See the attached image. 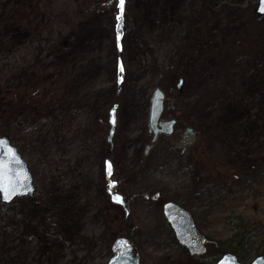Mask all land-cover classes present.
I'll list each match as a JSON object with an SVG mask.
<instances>
[{"label":"rangeland","instance_id":"374dc122","mask_svg":"<svg viewBox=\"0 0 264 264\" xmlns=\"http://www.w3.org/2000/svg\"><path fill=\"white\" fill-rule=\"evenodd\" d=\"M258 3L125 0L118 20V0H0V136L19 148L36 187L33 198L0 203V264H106L131 226L142 264H209L174 242L166 200L185 205L213 245L238 222L254 226L245 261L264 255ZM28 81L37 103L27 90L17 93ZM156 87L165 92V117L201 135L184 149L161 139L141 165ZM14 98L22 105L14 102L11 114ZM113 105L109 153L104 126ZM110 183L127 198L128 221L110 200Z\"/></svg>","mask_w":264,"mask_h":264},{"label":"water","instance_id":"95a60500","mask_svg":"<svg viewBox=\"0 0 264 264\" xmlns=\"http://www.w3.org/2000/svg\"><path fill=\"white\" fill-rule=\"evenodd\" d=\"M119 1V0H118ZM125 1V0H124ZM257 12L264 15V0H259ZM184 79L181 78L177 84L180 91L183 86ZM165 93L161 88H156L152 94L150 101V110L148 118V130L153 134L150 143H147L144 148L143 157L146 158L149 152L154 148L156 142L162 134H173L176 121L161 120L164 112ZM116 107L110 110V129L109 139L111 141L113 132L116 127ZM196 140V134L192 128H187L183 137L174 141L171 140L176 147L184 148L192 145ZM14 153V155H13ZM0 159L4 161L5 186L6 190L0 191L1 202L10 204L15 198L33 197L36 191L34 186L33 175L29 169L27 162L14 146L7 136L0 137ZM113 203L123 207L125 217L128 218L130 211L126 205L124 196L118 192L108 188ZM115 197H119L117 201ZM164 215L167 222L170 224L175 238L180 245L186 248L193 255H201L206 253L207 245L206 238L197 227L192 214L176 202L169 201L163 207ZM113 255L108 260L107 264H140L139 251L130 240L126 237H118L112 245ZM215 264H245L239 261L235 253H224ZM247 264H264V255L255 257Z\"/></svg>","mask_w":264,"mask_h":264},{"label":"trees","instance_id":"16d2710c","mask_svg":"<svg viewBox=\"0 0 264 264\" xmlns=\"http://www.w3.org/2000/svg\"><path fill=\"white\" fill-rule=\"evenodd\" d=\"M117 13H119V14L121 13L120 9L117 10ZM18 23H20V20H17L16 24H18ZM118 33H119V36H120V34H122V25L118 27ZM207 46L210 47V49H211L210 53L211 54H213V55L218 54V50H215V45L212 42H207V44L205 45V48ZM28 74H31L33 76L30 79L34 78V75L32 73L29 72ZM31 75H29V76H31ZM26 84L27 85L23 86V88L22 87L19 88L17 93H19L22 90H27L28 91V98L31 101L36 102V100L32 99V97H31L32 92H34V91L36 92V86L34 84H30L29 81ZM34 96H35V98L37 97L36 93ZM41 101H44V100H41ZM14 102H15V108L22 105V103H20L18 101V99L14 98L13 99V108L11 109V112H10L11 114L14 113ZM182 114L183 113L181 112L180 116ZM107 165H108V162H107ZM106 177H107V180L110 181V174L107 173ZM253 227L254 226L246 227V224H242V223L240 224V222H238V223H236V227L234 228L233 234L229 238H227L226 240H222L221 242L217 241V244L213 245V242H211L208 239V243H209L208 254L210 253V244L212 245V250L214 249L216 251V254L213 253L212 255H207V257H203V259L207 260L209 264H215L216 260L218 259V257L220 255H222L223 253H225L227 251H231V252L236 253L242 261L247 260V255H248V253H250V250H249L250 238L248 236V233L252 232ZM174 242H175V240H174Z\"/></svg>","mask_w":264,"mask_h":264},{"label":"snow or ice","instance_id":"6c2138e0","mask_svg":"<svg viewBox=\"0 0 264 264\" xmlns=\"http://www.w3.org/2000/svg\"><path fill=\"white\" fill-rule=\"evenodd\" d=\"M119 7H120V12H121V16H118V20L121 19L122 17V13H123V8H124V0H119ZM120 72H123V66L121 65L120 67ZM14 155V153H13ZM108 168L109 170L111 169V164H108ZM5 173H6V168H5V164L4 161L2 159H0V191H4L6 190V186H5ZM110 174V172H109ZM115 199L117 201H120L119 197H115Z\"/></svg>","mask_w":264,"mask_h":264},{"label":"flooded vegetation","instance_id":"af4514ba","mask_svg":"<svg viewBox=\"0 0 264 264\" xmlns=\"http://www.w3.org/2000/svg\"><path fill=\"white\" fill-rule=\"evenodd\" d=\"M179 119H178V124H177V126H176V129H175V134L173 135V138H177V139H179V138H181L182 136H183V132H182V130L181 129H179L178 128V126H179ZM196 130V129H195ZM198 132V131H197ZM199 133V132H198ZM115 136V135H114ZM198 136H200V134L198 135ZM114 137H113V149L111 150V153L113 152V150L115 149L114 148ZM160 139H162V140H164L165 142H167L168 144H170V146H171V148H173V149H177L176 147H174L171 143H170V138L169 137H165V136H162ZM177 139H174V140H177Z\"/></svg>","mask_w":264,"mask_h":264}]
</instances>
